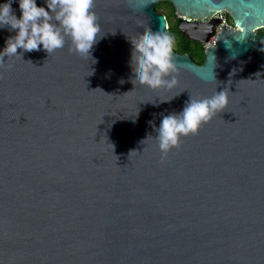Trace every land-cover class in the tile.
<instances>
[{"label":"water","instance_id":"95a60500","mask_svg":"<svg viewBox=\"0 0 264 264\" xmlns=\"http://www.w3.org/2000/svg\"><path fill=\"white\" fill-rule=\"evenodd\" d=\"M166 1L181 16L225 11L240 29L222 25L202 64L173 49V89L133 85L130 39L168 32ZM94 11L91 60L66 43L0 68V264H264V0H95ZM220 23L179 29L203 45ZM10 35L0 29V50ZM225 89V111L162 158L161 114Z\"/></svg>","mask_w":264,"mask_h":264},{"label":"clouds","instance_id":"9594fccd","mask_svg":"<svg viewBox=\"0 0 264 264\" xmlns=\"http://www.w3.org/2000/svg\"><path fill=\"white\" fill-rule=\"evenodd\" d=\"M13 3L14 0H6L0 4V29L15 33L6 39L0 50V68H6V61L13 58L23 60V53L43 50L50 56L64 48L66 43L70 44L69 52L83 59H92L93 47L102 37L99 18L94 11L95 0H44L46 6H38L37 0H18L19 17ZM130 43L133 85L139 83L152 90H171L177 86L172 35L145 31L131 38ZM228 103L225 89L206 98L190 95L181 112L162 113L159 127L154 128L162 158L171 149L179 148L182 137L197 134L202 125L225 111Z\"/></svg>","mask_w":264,"mask_h":264},{"label":"trees","instance_id":"16d2710c","mask_svg":"<svg viewBox=\"0 0 264 264\" xmlns=\"http://www.w3.org/2000/svg\"><path fill=\"white\" fill-rule=\"evenodd\" d=\"M158 7H159V4L156 6V8L158 9ZM168 33L170 35H174L172 34V28L170 26L168 29ZM176 39L178 41V44L176 45V48L174 50L177 53L189 54V56L198 64H202L204 62L205 54H204L203 45H201L200 43H196L193 45V43L190 40L182 38L181 35L178 36ZM257 40L259 41L260 47L262 51L264 52V29H261L257 32Z\"/></svg>","mask_w":264,"mask_h":264},{"label":"built area","instance_id":"2783aa9c","mask_svg":"<svg viewBox=\"0 0 264 264\" xmlns=\"http://www.w3.org/2000/svg\"><path fill=\"white\" fill-rule=\"evenodd\" d=\"M178 19L188 21L192 24L196 23L198 25V27H199V25H206V26L209 25L213 19H219L221 21L219 27H217V29H215V34L210 38L209 42L203 44L204 49H206L210 46H213L215 44L222 25H224L230 29H233V30H239L240 29L238 26H236L234 24L232 19H229L227 17L225 11H219L214 16L206 17V18H194V17L178 15Z\"/></svg>","mask_w":264,"mask_h":264},{"label":"rangeland","instance_id":"374dc122","mask_svg":"<svg viewBox=\"0 0 264 264\" xmlns=\"http://www.w3.org/2000/svg\"><path fill=\"white\" fill-rule=\"evenodd\" d=\"M157 10H159L160 12L166 15L168 24L172 28V34H174L172 36L174 37V41H175V45H174V49H175L176 45L178 44L176 38L181 35V31L179 29L180 20L178 19V14L175 12L174 6L168 1L160 2Z\"/></svg>","mask_w":264,"mask_h":264},{"label":"flooded vegetation","instance_id":"af4514ba","mask_svg":"<svg viewBox=\"0 0 264 264\" xmlns=\"http://www.w3.org/2000/svg\"><path fill=\"white\" fill-rule=\"evenodd\" d=\"M226 15H227V17L229 18V19H231V17L228 15V13L226 12ZM195 27V26H194ZM194 27H192V28H190L189 30H194V29H196V28H194ZM217 27H219V26H217ZM217 27H216V29H217ZM186 31H188V30H186ZM207 31H211V29L210 28H208L207 29ZM181 37L182 38H185V39H188L185 35H183V34H181ZM188 40H190V39H188ZM192 43H193V45L194 44H196V43H198V42H196V41H192V40H190ZM264 53V52H263ZM189 55V54H188Z\"/></svg>","mask_w":264,"mask_h":264}]
</instances>
